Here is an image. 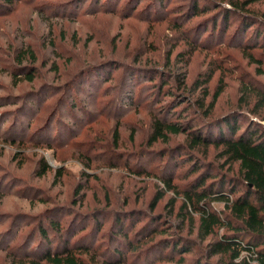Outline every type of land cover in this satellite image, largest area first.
Returning a JSON list of instances; mask_svg holds the SVG:
<instances>
[{
    "label": "rangeland",
    "instance_id": "374dc122",
    "mask_svg": "<svg viewBox=\"0 0 264 264\" xmlns=\"http://www.w3.org/2000/svg\"><path fill=\"white\" fill-rule=\"evenodd\" d=\"M96 1L80 0L76 7L73 0H30L29 3L15 0L10 7L0 0V233L8 231L0 237V264L26 262L27 251L36 253L39 250L36 246L39 237L27 246L28 237L37 231L39 213L52 205L62 206L55 217L63 221L72 215L71 212L91 213L102 209L107 213L94 218L104 226L98 234L91 232L95 235L91 236L92 249L96 253L93 264H101L108 257L114 259L107 234L111 221L120 211L137 213L130 220L136 224V231L155 216H161V222L157 219L155 223L156 228L167 227L168 234L181 231L184 224L177 216L180 201L171 213L167 206L168 199L173 196L170 192L166 200L151 211L149 199L155 194V182L132 175L125 163L128 161L133 171L143 167L158 173L165 159L156 153L176 146L184 137H174L168 144L159 142L151 148L145 146L153 114L158 115L159 105L155 100L157 86L162 80L155 72L146 75L139 72L144 69L135 70L139 78L126 90L128 95L134 89V103L123 108L121 100L117 101L121 96L119 88L122 77L131 75L123 66L156 68L175 74V80L166 76L165 81H169L170 89L179 94L183 92L178 90L180 82L191 87L200 73L221 66L222 71L216 73L209 85L210 96L206 100L208 105L222 79L225 88L211 113L213 116L237 108L239 76L255 73L256 65L248 59V53L220 41L199 48L191 57L183 56L186 57L183 61L175 60L176 53L187 46L173 29L177 15L173 7L181 5L182 0H168L166 9L169 12H163V19L158 17L159 10L142 11L146 0H138L130 12L121 9L124 0L119 4L114 1L113 10L107 9V0H99V4ZM253 7L263 11L264 1ZM202 17L194 18L190 25ZM22 51L29 53L25 64L36 58L32 82L26 79L31 71L14 67ZM170 52L173 55L169 59ZM15 72L19 75L17 81L12 78ZM259 78L264 80V76ZM43 84L48 85L45 92L30 94ZM59 85H64V90H57ZM187 94L193 100L203 95L202 90ZM161 99L162 103L171 101L169 97ZM27 102L35 105L19 108L21 103ZM173 114L168 112L166 117L177 119ZM189 117L194 115L189 114ZM18 126L23 128L22 132L17 131ZM117 128L120 136L116 147L113 135ZM16 133L20 136L14 144L11 137ZM47 136L49 140L37 144L35 139H47ZM136 152L139 154L135 155ZM213 153L211 148L209 154ZM185 155L177 154L174 160ZM41 157L52 168L45 177L38 178L34 170ZM208 159L213 157L205 160ZM181 162L177 161L179 166L175 169V175L180 177L175 179L177 185H185L194 177H185L190 164L181 165ZM111 165L118 168H111ZM43 200L50 203L42 205ZM216 207L221 209L222 205L216 204ZM145 213L152 216L147 217ZM94 219L80 218L74 232L75 242L82 238V227L89 231L95 226ZM188 229L186 225L181 233L189 235ZM101 244L104 246L99 248ZM91 257L84 258L89 261ZM128 259L138 264H175L155 262L157 258L148 263L134 255Z\"/></svg>",
    "mask_w": 264,
    "mask_h": 264
},
{
    "label": "trees",
    "instance_id": "16d2710c",
    "mask_svg": "<svg viewBox=\"0 0 264 264\" xmlns=\"http://www.w3.org/2000/svg\"><path fill=\"white\" fill-rule=\"evenodd\" d=\"M2 1L11 7L15 0ZM114 1H118L119 4L122 0H107V9L113 10ZM182 1L181 5L173 7L177 14L174 17L173 29L181 35V41H185L187 46L183 51L176 53L175 60L180 58L179 60L183 61L186 59L183 56L191 57L199 48H207L211 46L209 43L220 41L248 53V59L256 65L255 73L246 72L239 76L240 94L237 108L220 116H213L211 113L225 88L222 79L208 105L206 100L210 96L209 85L216 73L222 71L221 66L200 73L191 87L187 88L185 82H180L178 90H183L180 94L174 93L170 89L172 86L169 81H165L166 76L175 80V74L156 68L123 66L131 72L130 76L122 77L123 83L119 88L121 96L117 101L121 100L123 108L134 103V89H131L128 95L126 90L129 86H134L139 78L135 70L150 69L152 71L139 72L146 75L155 72L162 80V84L157 86L158 97L155 100L159 105L158 115L153 114L149 138L145 146L151 148L159 142L168 144L174 137H184L176 146L163 148L156 153L162 160L165 159V164L158 173L149 172L143 167L133 171L128 161L125 167L132 175L153 179L155 182V194L149 199L151 211H155L166 200L168 193H173L167 201V206L172 213L180 201L181 206L177 216L181 218L183 227L188 225L189 235L181 233L183 227L175 234H168L170 231L167 227L156 228L155 223L157 219L161 222V216H155L136 231L134 230L136 224L130 220L137 213L120 211L111 221L107 234L114 259L108 257L101 264H138L129 261L130 255L136 256L138 260L144 259V262L148 263L153 258H157L155 262L175 264H264V80L259 78L264 76V10L259 11L253 7V4L264 0ZM29 2L30 0H24V3ZM99 2L96 1V4ZM137 2L138 0H124L121 9L130 12L129 9ZM145 2L143 12L159 10L158 17L162 19L163 15L169 12L166 9L168 0ZM79 3L80 0H73L76 7ZM200 17L202 18L195 24L190 25L194 18ZM22 52L20 53L22 56L18 54L20 56H17L18 60L16 57L14 67H20L22 71H31L26 74V79L32 82L35 79L32 66H35L33 61L36 58L25 64L24 61L29 53ZM172 55L173 53L170 52L169 59ZM16 73H12V78L17 81L19 75ZM47 88L48 85L43 84V87L32 90L30 94L34 96L41 94ZM56 88L64 90L65 86L59 85ZM199 90L203 93L200 99L193 100L188 97V92L196 93ZM162 97H169L171 101L162 103ZM34 105L33 102L21 103L19 108L24 109L26 106ZM182 105L183 107L178 110ZM171 111L177 119L170 120L166 117ZM191 111L193 113H189ZM188 113L193 114L194 117L188 118ZM51 120L52 118L49 119V123ZM50 126L51 124L48 128ZM16 129L18 132L23 131L19 126ZM39 130L40 128L36 131ZM41 132L44 133V129H41ZM134 135L135 133L132 134V139ZM17 136L20 135L16 133L15 137H11L14 144L19 138ZM113 136L117 147L120 136L118 128ZM46 138L38 137L35 140L41 145L49 140L48 136ZM211 148L214 150L213 155L209 154ZM182 153L186 154L185 157H180L177 161H182L181 165L190 164L185 177H194L185 185H177L175 179L180 177L175 175V169L179 163L174 158ZM137 154L139 152L135 153ZM140 156L142 158L143 154ZM209 156L213 159L205 160ZM51 168L46 159L41 157L34 170L36 177H45ZM111 168L118 166L111 165ZM49 203L47 200L42 201V205ZM216 204L222 205L221 209H218ZM61 208V205H52L39 213L37 231L27 236L26 244L27 246L32 244L37 236L39 243L36 246L39 250L36 253L27 251L26 262L14 261L11 264L95 263L93 254L96 253L91 244V236L95 235L91 232L98 234L103 230V223L95 219L107 213L102 209L91 213L71 212L72 215L63 221L55 217L61 212ZM146 215L152 216V214ZM80 218L84 220L95 218L96 223L89 231L82 227V238L79 237L78 242H75L74 232ZM7 232L0 233V237ZM113 245L116 247L113 248ZM103 246L104 244H101L99 248ZM89 255H92L90 263L84 258Z\"/></svg>",
    "mask_w": 264,
    "mask_h": 264
}]
</instances>
